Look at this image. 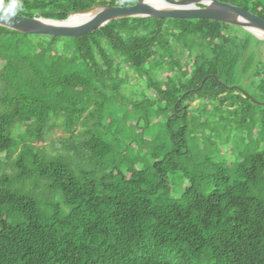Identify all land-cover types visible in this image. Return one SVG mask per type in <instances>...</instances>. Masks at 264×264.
<instances>
[{"label":"trees","instance_id":"16d2710c","mask_svg":"<svg viewBox=\"0 0 264 264\" xmlns=\"http://www.w3.org/2000/svg\"><path fill=\"white\" fill-rule=\"evenodd\" d=\"M135 1L18 0L16 15ZM220 1L264 19V0ZM263 44L208 19L121 18L75 38L0 26V264H264ZM122 65L152 94L128 99ZM243 80L247 95L226 87Z\"/></svg>","mask_w":264,"mask_h":264},{"label":"water","instance_id":"95a60500","mask_svg":"<svg viewBox=\"0 0 264 264\" xmlns=\"http://www.w3.org/2000/svg\"><path fill=\"white\" fill-rule=\"evenodd\" d=\"M149 1L136 0L134 4L125 6L100 5L71 14L65 20L46 19L37 15L33 17L15 15L11 18L10 25L0 21V26L25 34L75 38L121 18L208 19L238 26L256 38L264 40V37H260L253 31L255 29L264 33V19L244 7L220 0H157L158 3ZM160 2L167 7L159 5ZM0 15L3 14L0 13ZM75 15H85L86 18L78 23L70 22L71 17ZM232 88L247 95L236 86L227 87V89ZM251 100L256 104H264L253 98Z\"/></svg>","mask_w":264,"mask_h":264},{"label":"rangeland","instance_id":"374dc122","mask_svg":"<svg viewBox=\"0 0 264 264\" xmlns=\"http://www.w3.org/2000/svg\"><path fill=\"white\" fill-rule=\"evenodd\" d=\"M263 56L264 55L262 53V57ZM122 69L124 71V76H123L124 83L122 85V90L128 99L139 100L142 98L143 93H146L147 95L152 94V92L149 91L145 87V85H146L145 82L141 79L139 80V78L136 77L130 69H128L125 65H122ZM246 83H248V82H246V80H243L240 82L242 87H239L237 85H233V86H229V87L236 86L242 90L245 89L248 92H251L248 84H246ZM232 89H236V88H232ZM236 90H238V89H236ZM238 91H240V90H238ZM196 104H197V101H194L193 105H196ZM129 113H130V110L127 111L126 116ZM133 113H134V111H133ZM116 116H117V118L120 119V118H122L123 114L121 112H118L116 114ZM163 123H164L163 116H161V115L155 116L154 121H152V123L150 124L152 134H154V135L162 134L164 131ZM65 135L66 134L61 130V128H55L52 132H50L47 135V140L44 142V144L46 146H54V141L57 142L59 137H63ZM221 151L225 157L227 164L232 165V163L235 161V156L232 152H230L231 150L226 146V144H224ZM187 183H188V180L185 178L181 179V177H179V176L174 177L172 179V182H171L172 190H173V192H172L173 196H178L180 190L183 189L187 185Z\"/></svg>","mask_w":264,"mask_h":264},{"label":"clouds","instance_id":"9594fccd","mask_svg":"<svg viewBox=\"0 0 264 264\" xmlns=\"http://www.w3.org/2000/svg\"><path fill=\"white\" fill-rule=\"evenodd\" d=\"M13 10L11 12H7L4 15H0V21L11 24V18L16 15V9L22 8V2H18V0H13V4L9 6Z\"/></svg>","mask_w":264,"mask_h":264},{"label":"bare ground","instance_id":"6f19581e","mask_svg":"<svg viewBox=\"0 0 264 264\" xmlns=\"http://www.w3.org/2000/svg\"><path fill=\"white\" fill-rule=\"evenodd\" d=\"M154 1L156 3H158L157 0H150L149 2L150 3H152V2L154 3ZM159 5H161L163 7H167L166 4H164L162 2H160ZM85 18H86L85 15H75V16L71 17L70 22H72V23H78V22H81L82 20H84ZM253 31L255 33H257L260 37H264V33L263 32H261L259 30H255V29Z\"/></svg>","mask_w":264,"mask_h":264},{"label":"built area","instance_id":"2783aa9c","mask_svg":"<svg viewBox=\"0 0 264 264\" xmlns=\"http://www.w3.org/2000/svg\"><path fill=\"white\" fill-rule=\"evenodd\" d=\"M4 5H5V0H0V9L3 10V11H6L4 9Z\"/></svg>","mask_w":264,"mask_h":264},{"label":"flooded vegetation","instance_id":"af4514ba","mask_svg":"<svg viewBox=\"0 0 264 264\" xmlns=\"http://www.w3.org/2000/svg\"><path fill=\"white\" fill-rule=\"evenodd\" d=\"M263 50H264V47H263ZM264 55V54H263ZM263 58H264V56H263Z\"/></svg>","mask_w":264,"mask_h":264}]
</instances>
